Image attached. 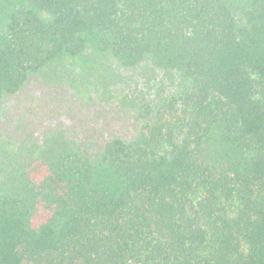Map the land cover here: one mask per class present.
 <instances>
[{"label": "trees", "instance_id": "obj_1", "mask_svg": "<svg viewBox=\"0 0 264 264\" xmlns=\"http://www.w3.org/2000/svg\"><path fill=\"white\" fill-rule=\"evenodd\" d=\"M143 63L179 82L103 136L0 140V264H264V0H0V104Z\"/></svg>", "mask_w": 264, "mask_h": 264}, {"label": "rangeland", "instance_id": "obj_2", "mask_svg": "<svg viewBox=\"0 0 264 264\" xmlns=\"http://www.w3.org/2000/svg\"><path fill=\"white\" fill-rule=\"evenodd\" d=\"M114 69L117 78H112V81L118 84L104 93L93 92L90 87H85L81 94L74 91L64 82L71 75L70 69L67 73L56 75V78L51 76L49 84L42 76L33 77L18 96L0 104V140L5 141L8 131L13 136L21 134L25 125L41 130L42 127H58L61 120L72 125L73 129L93 126L92 134L97 139L105 134L104 126L110 122L109 119L115 122L125 120V111L111 100L115 96L141 93L154 100L158 95L172 92L179 82L177 74L150 63L133 69L120 70L116 66ZM93 145L94 140H90L86 149L90 151Z\"/></svg>", "mask_w": 264, "mask_h": 264}]
</instances>
